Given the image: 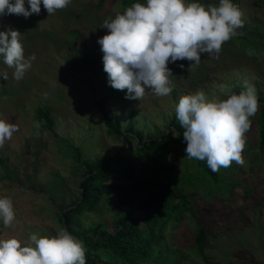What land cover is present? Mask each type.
Segmentation results:
<instances>
[{
  "label": "rangeland",
  "instance_id": "1",
  "mask_svg": "<svg viewBox=\"0 0 264 264\" xmlns=\"http://www.w3.org/2000/svg\"><path fill=\"white\" fill-rule=\"evenodd\" d=\"M99 1L71 0L49 16L41 4L40 14L27 19L0 17V31L3 26L18 30L25 57L35 56L19 81L0 57V74L8 75L7 80L0 75V119L19 129L0 148V198L12 200L16 216L7 228L0 218V239L16 238L26 246L31 234L52 237L63 228L61 208L77 201L85 173L65 142L79 147L86 161H105L123 151L124 144L106 133L100 99H106L105 111L123 129L134 113L140 134L148 139L167 133L183 95L203 90L209 100H223L229 89L242 91L247 83L255 87L258 98L264 97V0H232L243 11L244 23L221 52L202 53L200 64L191 69L187 60L169 62L172 93L156 97L146 90L140 100L126 99L127 90L108 85L97 43L108 34L104 21L131 6L127 0H104L97 9ZM185 2L219 6V0ZM40 108L50 111L58 138L38 124ZM246 140L244 166L236 164L220 174L218 186L194 177L192 167L185 168L180 160L184 148L177 140L171 145L172 160L159 177L193 203L207 232L208 260L199 255L197 225L187 217L168 230L164 256L148 264H264V154L256 149L253 131L246 133ZM119 210V205H102L84 213L82 223L85 227L104 223L113 230ZM134 215L144 219L145 209L138 208Z\"/></svg>",
  "mask_w": 264,
  "mask_h": 264
},
{
  "label": "clouds",
  "instance_id": "2",
  "mask_svg": "<svg viewBox=\"0 0 264 264\" xmlns=\"http://www.w3.org/2000/svg\"><path fill=\"white\" fill-rule=\"evenodd\" d=\"M70 3L71 0H27L26 8L25 0H0V17L17 15L27 19L40 14L41 4L49 16ZM243 15L232 0H219V6L185 0L132 4L123 14L104 21L108 34L97 41L108 85L127 90L125 98L130 100L142 99L146 90L156 97L169 96L173 91L169 62L187 60L192 62L191 69L200 64L202 53L218 55L222 45L243 27ZM3 27L0 57L14 69L13 78L19 81L35 56L25 57L18 30ZM0 75L8 79L7 72ZM259 108L256 89L247 83L239 94L229 89L223 100H209L203 90L181 96L175 114L183 129L186 158L206 161L213 173L230 167L233 161L244 166L246 133ZM17 131L16 124L0 119V148ZM0 218L6 228L16 219L8 197L0 198ZM0 264H86L85 247L65 228L52 237L31 234L26 246L16 238L0 239Z\"/></svg>",
  "mask_w": 264,
  "mask_h": 264
},
{
  "label": "trees",
  "instance_id": "3",
  "mask_svg": "<svg viewBox=\"0 0 264 264\" xmlns=\"http://www.w3.org/2000/svg\"><path fill=\"white\" fill-rule=\"evenodd\" d=\"M127 2L130 6L134 3L146 5V0ZM103 4L104 0H100L97 9ZM240 91L238 88L231 89L235 94ZM259 102L260 108L251 117L252 123L247 133L253 131L256 134V149L264 154V97L259 98ZM97 104L104 115L106 133L115 136L125 147L122 152L105 161H86L79 147L69 142L64 143L73 154L75 162L85 168L86 177L79 198L69 206L71 208H61L59 219L65 228L64 216L69 233L83 242L86 264H148L152 258L161 259L165 254L163 246L166 244L168 230L170 227H178L187 217L195 220L197 230L194 240L199 255L207 261V232L197 217L193 203L188 195L177 192L159 175L172 160L171 145L175 140L184 148L180 152V160L184 162L185 168L191 166L194 177L209 181L212 185L218 186L220 174L233 170L236 163L233 161L230 167H221L218 172L213 173L206 161L186 158L187 145L176 115L166 134L144 139L134 113L128 127L123 129L120 121L105 111L106 99H100ZM36 120L41 128L58 138L49 110L38 109ZM233 184L230 183V186ZM105 204L120 206V210L114 215L113 230L104 223L85 227L82 215L97 211ZM141 207L145 209L144 219L134 215ZM104 254L108 258H104Z\"/></svg>",
  "mask_w": 264,
  "mask_h": 264
},
{
  "label": "water",
  "instance_id": "4",
  "mask_svg": "<svg viewBox=\"0 0 264 264\" xmlns=\"http://www.w3.org/2000/svg\"><path fill=\"white\" fill-rule=\"evenodd\" d=\"M86 177V176H85ZM85 177H83V179H82V181H81V183H80V190L82 191V183H83V180L85 179ZM82 200V199H81ZM69 208H71V207H69ZM63 221H64V226H65V229H67V231H68V228H67V225H66V222H65V218H64V216H63ZM69 232V231H68Z\"/></svg>",
  "mask_w": 264,
  "mask_h": 264
}]
</instances>
